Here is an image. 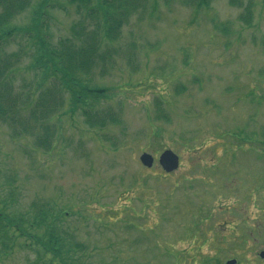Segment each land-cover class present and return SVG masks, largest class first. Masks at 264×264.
I'll return each mask as SVG.
<instances>
[{"label":"rangeland","instance_id":"1","mask_svg":"<svg viewBox=\"0 0 264 264\" xmlns=\"http://www.w3.org/2000/svg\"><path fill=\"white\" fill-rule=\"evenodd\" d=\"M157 1L80 75L85 109L117 122L90 127L65 93L48 153L0 122V203L12 195L15 216L50 204L64 246L56 258L44 230H31L30 241L0 239V264H264V0H210L200 12ZM97 4L30 0L4 52L31 66L26 37L40 26L54 47H78L73 31L102 33V14L86 13ZM165 151L180 159L171 174Z\"/></svg>","mask_w":264,"mask_h":264},{"label":"trees","instance_id":"2","mask_svg":"<svg viewBox=\"0 0 264 264\" xmlns=\"http://www.w3.org/2000/svg\"><path fill=\"white\" fill-rule=\"evenodd\" d=\"M29 1L0 0V122L10 127L13 140L32 139L33 146L36 145L38 149H44L48 153L53 150L55 143L52 127L56 124L53 119L65 106V93L71 95V103H68L72 113L82 110L90 127H102L107 122H117L114 117H109L108 120L103 116L96 117L85 109L91 110V98L87 95L89 90L84 88V78L81 79L80 75L96 67L97 60L103 61L98 54L100 48L110 47L118 42L122 28L128 24L129 18L140 12L142 15L149 12L155 14L159 11V4L157 0H100V10L97 4L96 9L91 7L86 13L91 18L102 14V33L94 32L88 37H83V34H79L81 31H73L75 39H82L78 47H72L68 39L60 40L54 47L49 42L50 35L40 26L37 30L28 32L30 34L26 40L31 44L33 41L35 48H31L33 50L29 52L32 65L22 68V53H5L2 44L8 45L13 41V37L19 35L18 30L11 29L10 21L17 13L26 9ZM172 1L166 0V5H170ZM181 2L195 12L208 8L211 3L210 0ZM45 3H40L41 10L46 7ZM70 3L88 8L92 0H70ZM42 14L44 18L46 14ZM241 19L247 22L251 18L245 15ZM29 75L35 78L36 84L27 79ZM26 81H29V84ZM12 192L10 191V194ZM14 203L12 195L0 203L3 206L0 209V239L30 241L32 235L25 233L44 230V238L48 239L44 250L49 254L54 253L56 258L60 256L64 246L61 245L57 227H60L62 213L54 212L50 204L35 203L31 213L15 216L10 213ZM24 245L28 246L29 243ZM3 247L7 248L8 245ZM7 254L8 252L5 255Z\"/></svg>","mask_w":264,"mask_h":264},{"label":"water","instance_id":"3","mask_svg":"<svg viewBox=\"0 0 264 264\" xmlns=\"http://www.w3.org/2000/svg\"><path fill=\"white\" fill-rule=\"evenodd\" d=\"M140 161L147 168H152L154 165V158L146 153L141 156ZM159 164L167 173H172L179 168V157L172 151H165L159 158ZM261 258L264 259V253L261 254ZM227 264H236V261Z\"/></svg>","mask_w":264,"mask_h":264}]
</instances>
